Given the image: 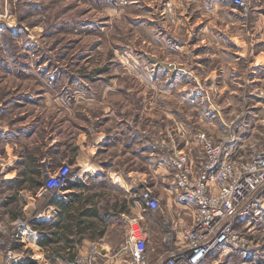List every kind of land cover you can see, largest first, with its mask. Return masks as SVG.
<instances>
[{
  "label": "clouds",
  "instance_id": "9594fccd",
  "mask_svg": "<svg viewBox=\"0 0 264 264\" xmlns=\"http://www.w3.org/2000/svg\"><path fill=\"white\" fill-rule=\"evenodd\" d=\"M0 264H264V0H0Z\"/></svg>",
  "mask_w": 264,
  "mask_h": 264
}]
</instances>
